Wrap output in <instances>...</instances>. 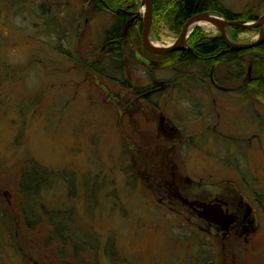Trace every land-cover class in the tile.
I'll use <instances>...</instances> for the list:
<instances>
[{"label":"rangeland","instance_id":"1","mask_svg":"<svg viewBox=\"0 0 264 264\" xmlns=\"http://www.w3.org/2000/svg\"><path fill=\"white\" fill-rule=\"evenodd\" d=\"M219 1L264 14V0ZM113 23L91 0H0V264H264V222L239 250H223L157 184L197 193L243 177L264 193V102L224 80V66L214 87L199 65H162L140 39L110 57ZM229 26L232 42L259 38L252 27L232 40ZM180 29L152 9L149 41L170 44ZM150 77L165 89L141 107L132 89ZM26 175L36 191H24Z\"/></svg>","mask_w":264,"mask_h":264},{"label":"trees","instance_id":"2","mask_svg":"<svg viewBox=\"0 0 264 264\" xmlns=\"http://www.w3.org/2000/svg\"><path fill=\"white\" fill-rule=\"evenodd\" d=\"M91 1L97 9L112 10L114 23L109 30L104 32L103 39L114 42L107 46L106 53L111 57L118 58V60L123 59L121 47L123 38L130 37L134 41L138 40L136 42H139L140 39L142 24L139 14L135 11L134 0ZM152 9L154 12L160 9L162 18L165 19L171 29L180 28L189 16L197 12H212L229 21L255 18L249 9L233 12L219 0H152ZM131 15H137V20L130 23L126 36H123V25ZM243 29L237 25H230L228 27L229 37L232 40L235 39L238 32ZM137 33L138 36L136 37ZM150 54L157 56L162 65L172 69H190L192 66L199 65L212 85L215 83L217 85L223 84L218 78H215V74L212 75V71L215 72L218 66H224L226 69L224 80L239 82L238 88L240 90L252 89L260 101L264 102V38L251 47L231 49L220 33L206 36L201 28L196 26L189 35L185 48L160 54ZM210 75L213 77L212 79ZM24 178L30 180L27 182L25 180V184L22 183L25 185V187L23 186L25 190H23L29 193L36 191L40 185L39 180L30 175L23 176L22 180Z\"/></svg>","mask_w":264,"mask_h":264},{"label":"flooded vegetation","instance_id":"3","mask_svg":"<svg viewBox=\"0 0 264 264\" xmlns=\"http://www.w3.org/2000/svg\"><path fill=\"white\" fill-rule=\"evenodd\" d=\"M136 18L137 15H131L126 20L122 30L123 36H126L128 28L130 27V23L132 21H136L137 20ZM127 21H129V23L124 33V26L127 23ZM137 36L138 33L136 37ZM129 39L131 38L129 37ZM113 42H114L113 40L104 41V47L108 46L110 43ZM122 42L123 43L121 44V47L123 51L125 45V38H123ZM137 50L134 48L132 51H134V53H137ZM145 58L147 59V57ZM150 81H151L150 84L144 88L135 86L134 89H132L134 90L133 91L134 97L137 101H139L141 107L157 106L159 104L158 100L160 97V93L165 89V87L162 85L163 82L156 81L152 77H150ZM212 81L213 83H215L214 80ZM213 86L217 87L216 84H214ZM170 132H172V129L165 125V128L163 129V133L166 136L170 137ZM153 171L155 170L153 169ZM157 175L160 176L161 174L158 173ZM244 180L245 179L243 177H240L239 178L240 183L232 184L230 187L221 186L218 189H214L211 191L206 189L203 191H198L197 193L186 192L180 187L179 184H177L172 179L169 180L167 178L161 177L160 180H157V184H160L162 186V189L165 190L166 196L171 202H176L180 205H183L187 209V211L190 212V214L194 218H196V220H198L200 223L205 225V228L207 229V233H209V235H214L216 238H218L220 246L223 250H239V246H238L239 238H242V240L245 243L248 242V239H250L249 236L251 234L252 235L255 234L256 232L257 223L264 222V215L258 213L259 209L257 208L258 206L261 207L262 205L261 204L262 200H260V198L264 195V193L259 192V190H257L256 188H253L251 184L245 183ZM240 187H242V190L240 189ZM245 192H247V197H245L244 195ZM180 197L187 198L188 200H196L209 204L217 203L220 205L223 211H225L226 213H232L235 216V219L225 229L224 225L221 223L218 222L214 223L211 221H207L202 217H199L196 214L195 209L193 207H188L187 205H185ZM247 207H249V213L245 214V210ZM232 257L236 260H239V255L238 254L236 255V253H234ZM234 264H238V263L235 262Z\"/></svg>","mask_w":264,"mask_h":264},{"label":"water","instance_id":"4","mask_svg":"<svg viewBox=\"0 0 264 264\" xmlns=\"http://www.w3.org/2000/svg\"><path fill=\"white\" fill-rule=\"evenodd\" d=\"M143 13L140 15L141 19V43L144 46V48L151 52V53H164L170 50H179L182 48H185V41L188 36V34L191 32L192 29L187 31L188 26L190 23L195 19L205 20L209 22L215 23L217 26L219 33L223 37L225 43L227 46L231 49H242L251 47L253 45H256L264 38V29L262 28V24L264 23V14H261L259 16H256L253 20H225L223 18H217L214 15L209 14L208 12H198L194 13L191 16H189L186 21L182 24L181 29L174 40V42L162 45V46H155L150 43L148 39L151 19H152V0H143ZM130 21V20H129ZM124 26V33L126 31V28L128 27V23ZM227 25H237L242 28H252V27H259V38L255 41L248 42V43H235L229 40V38L226 36L224 27ZM195 27V26H193ZM192 27V28H193ZM212 79V77H211ZM164 117L162 115L159 116V124L162 126ZM182 202L187 205L188 207H193L196 211V214L199 217L204 218L207 221L211 222H218L224 225V228L226 229L227 226L234 221L235 216L232 213H226L223 211L219 204L217 203H204L196 200H188L187 198L180 197ZM249 213V207L246 208L245 214Z\"/></svg>","mask_w":264,"mask_h":264},{"label":"bare ground","instance_id":"5","mask_svg":"<svg viewBox=\"0 0 264 264\" xmlns=\"http://www.w3.org/2000/svg\"><path fill=\"white\" fill-rule=\"evenodd\" d=\"M196 25L203 26V27H205V29H215L216 28V25L213 22H209V21H205V20H200V19H195V20H193L190 23V25L187 28V31H189L190 29H192L193 26H196ZM262 28L264 29V23L262 24ZM259 36H260V34L258 35V37ZM150 43L153 44V45H155V46H158L159 45V43L156 42V41H151L150 40Z\"/></svg>","mask_w":264,"mask_h":264}]
</instances>
